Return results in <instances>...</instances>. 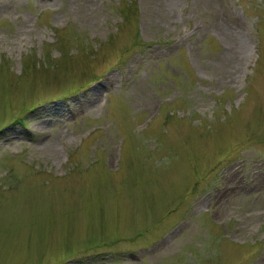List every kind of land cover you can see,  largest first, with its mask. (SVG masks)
<instances>
[{
	"label": "rangeland",
	"instance_id": "rangeland-1",
	"mask_svg": "<svg viewBox=\"0 0 264 264\" xmlns=\"http://www.w3.org/2000/svg\"><path fill=\"white\" fill-rule=\"evenodd\" d=\"M0 264H264V0H0Z\"/></svg>",
	"mask_w": 264,
	"mask_h": 264
},
{
	"label": "trees",
	"instance_id": "trees-1",
	"mask_svg": "<svg viewBox=\"0 0 264 264\" xmlns=\"http://www.w3.org/2000/svg\"><path fill=\"white\" fill-rule=\"evenodd\" d=\"M128 19V17L127 16H124V20L126 21Z\"/></svg>",
	"mask_w": 264,
	"mask_h": 264
}]
</instances>
